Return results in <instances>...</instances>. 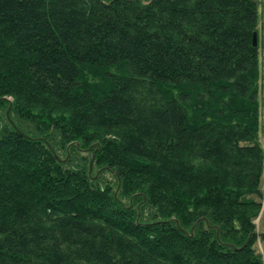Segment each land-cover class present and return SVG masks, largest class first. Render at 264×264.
<instances>
[{
  "label": "trees",
  "instance_id": "obj_1",
  "mask_svg": "<svg viewBox=\"0 0 264 264\" xmlns=\"http://www.w3.org/2000/svg\"><path fill=\"white\" fill-rule=\"evenodd\" d=\"M259 4L0 0V264H262Z\"/></svg>",
  "mask_w": 264,
  "mask_h": 264
},
{
  "label": "rangeland",
  "instance_id": "obj_2",
  "mask_svg": "<svg viewBox=\"0 0 264 264\" xmlns=\"http://www.w3.org/2000/svg\"><path fill=\"white\" fill-rule=\"evenodd\" d=\"M258 6V36L256 35V41L258 42V61H259V119H258V139L262 148V166L259 177V190L260 196L256 199L259 201L258 211L253 218L254 233H256L255 242L253 248L260 254L262 264H264V238H261V233H264V0H259ZM256 42V43H257ZM10 100V97H5ZM6 113V112H5Z\"/></svg>",
  "mask_w": 264,
  "mask_h": 264
},
{
  "label": "water",
  "instance_id": "obj_3",
  "mask_svg": "<svg viewBox=\"0 0 264 264\" xmlns=\"http://www.w3.org/2000/svg\"><path fill=\"white\" fill-rule=\"evenodd\" d=\"M256 32L255 31H253L252 33H251V44H252V46H255L256 45Z\"/></svg>",
  "mask_w": 264,
  "mask_h": 264
}]
</instances>
